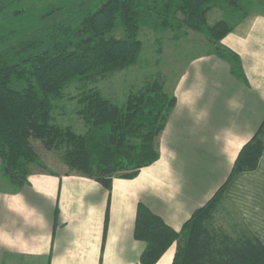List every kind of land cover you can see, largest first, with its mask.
Instances as JSON below:
<instances>
[{
	"label": "trees",
	"instance_id": "trees-1",
	"mask_svg": "<svg viewBox=\"0 0 264 264\" xmlns=\"http://www.w3.org/2000/svg\"><path fill=\"white\" fill-rule=\"evenodd\" d=\"M213 8L235 15L209 25L207 14ZM247 8L245 0H87L43 13L39 26L19 39L0 33L3 177L19 188L27 182L32 165L46 168L32 140L46 150L59 151L69 173L95 179L107 190L115 176L135 177L159 157L158 140L175 105L174 95L163 91L157 81L131 92L121 104L98 89L82 90L76 112L86 127L83 133L55 122L54 101L73 82L96 81L135 64L142 49L143 25L156 32L171 30L177 40L189 30L205 32L212 52L241 77L239 57L219 41ZM261 127L240 148L226 181L179 231L138 204L133 234L145 243L141 264H155L173 243L171 264H264V243L247 230H235L233 236L215 224L227 184L258 165L263 150Z\"/></svg>",
	"mask_w": 264,
	"mask_h": 264
},
{
	"label": "crops",
	"instance_id": "crops-1",
	"mask_svg": "<svg viewBox=\"0 0 264 264\" xmlns=\"http://www.w3.org/2000/svg\"><path fill=\"white\" fill-rule=\"evenodd\" d=\"M245 1L247 13L219 41L239 57L242 76L210 44H196L207 50L192 56L172 84L175 105L159 136V157L135 177H113L110 190L69 172L33 170L19 188L4 177L0 264H141L145 243L133 234L138 204L179 231L226 181L262 124L258 165L231 179L222 207L264 243V0ZM198 33L189 30L184 39ZM175 247L155 264H171Z\"/></svg>",
	"mask_w": 264,
	"mask_h": 264
},
{
	"label": "rangeland",
	"instance_id": "rangeland-1",
	"mask_svg": "<svg viewBox=\"0 0 264 264\" xmlns=\"http://www.w3.org/2000/svg\"><path fill=\"white\" fill-rule=\"evenodd\" d=\"M86 2L87 0H0V28L4 27L0 33L3 32L7 37L12 36L19 39L32 28L39 26L43 13L53 8L69 5L76 7ZM221 11L224 15H221ZM224 12L223 9L212 10L207 15L208 24L212 25L219 18L226 17V12ZM171 35V30L156 32L149 26L143 25L139 33L142 49L138 61L108 77L84 83L73 82L68 85L63 90V96L54 101L52 115L55 122L61 126H71L77 133H83L86 127L76 112L79 108L77 98L82 90L89 88L98 89L103 96L118 104L124 102L126 96L131 92H136L155 81L161 85L163 91L170 92L175 78L179 76L190 58L205 49L207 50L206 46L196 44L208 43L205 32L191 34L189 37L179 40L172 39ZM32 146L46 168L42 169L39 165L34 164L30 168L31 171L55 174L69 172L61 160L59 151L46 150L36 140H32ZM4 179L0 173V188L6 187ZM215 224L233 236H236L238 229V231L246 233L239 220L228 209H223L215 215Z\"/></svg>",
	"mask_w": 264,
	"mask_h": 264
}]
</instances>
